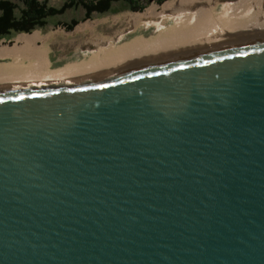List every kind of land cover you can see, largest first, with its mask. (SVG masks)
Instances as JSON below:
<instances>
[{
    "label": "water",
    "instance_id": "obj_1",
    "mask_svg": "<svg viewBox=\"0 0 264 264\" xmlns=\"http://www.w3.org/2000/svg\"><path fill=\"white\" fill-rule=\"evenodd\" d=\"M0 264H264V39L0 89Z\"/></svg>",
    "mask_w": 264,
    "mask_h": 264
},
{
    "label": "bare ground",
    "instance_id": "obj_2",
    "mask_svg": "<svg viewBox=\"0 0 264 264\" xmlns=\"http://www.w3.org/2000/svg\"><path fill=\"white\" fill-rule=\"evenodd\" d=\"M125 16L133 31L140 25L154 26L157 34L137 35L118 45H114L113 38L100 36L98 40H107L109 45L99 43L82 61L54 72L46 71L45 51L37 49L35 36H21L18 40L23 44L15 45L8 54L13 61L0 67L1 71L10 68L3 71L6 74L0 73V89L101 80L146 64L264 39V0H170L161 7L151 5L142 12ZM105 20L83 23L76 30ZM122 37L123 33L119 38ZM49 38L48 34L42 42ZM14 64L19 66L17 71L11 68Z\"/></svg>",
    "mask_w": 264,
    "mask_h": 264
},
{
    "label": "rangeland",
    "instance_id": "obj_3",
    "mask_svg": "<svg viewBox=\"0 0 264 264\" xmlns=\"http://www.w3.org/2000/svg\"><path fill=\"white\" fill-rule=\"evenodd\" d=\"M48 1L50 5L60 6L65 0ZM168 1L170 0H138L139 4L144 5V9L140 11L132 10L129 7V4L124 1H117L113 3L111 9L108 12H94L91 18L87 19H85V11L82 7L69 9L61 15L50 17L48 19V24L45 27L36 28L31 32L13 33L8 37L0 38V67L2 68L1 65L3 63L9 64L13 61L12 55L8 54L10 51L12 52V50H14L16 46L19 47L23 44L22 41L18 40L21 36H35L38 41L37 49H44L45 51L44 59L47 61L48 66L46 65V71L48 72H54V70L57 71L59 69H64L69 66V64L76 63L75 61H82L88 54H90L92 50L97 49L99 43H102L103 45H109L107 40H98L100 36L113 38L115 40L114 45L127 42L134 36L141 34L145 36H154L158 32V30L154 26L145 27L144 25H140L133 31V29L130 28V22H128L125 14L130 12H142L145 9L149 8L151 5L161 7ZM72 18H76L79 20L78 24L72 30H67L65 29V27H63V25H60V22L70 21ZM105 18V21L98 22L91 27L87 26L82 30H76L78 25L87 22H94L96 20ZM121 33H123V37L119 38ZM48 34L50 35V38L47 39L46 42H42L43 38H45ZM5 52H7V54L2 55ZM1 68L0 73L7 72V70L10 69L7 67L8 69L6 70L5 67V70L1 71ZM11 68L17 71L19 66L17 64H14Z\"/></svg>",
    "mask_w": 264,
    "mask_h": 264
},
{
    "label": "trees",
    "instance_id": "obj_4",
    "mask_svg": "<svg viewBox=\"0 0 264 264\" xmlns=\"http://www.w3.org/2000/svg\"><path fill=\"white\" fill-rule=\"evenodd\" d=\"M117 1L126 2L134 11L144 9L138 0H65L60 6L50 5L48 0H0V38L45 27L50 17L61 15L72 8L82 7L85 19L91 18L94 12H108ZM78 22V19L72 18L60 22V25L72 30Z\"/></svg>",
    "mask_w": 264,
    "mask_h": 264
}]
</instances>
